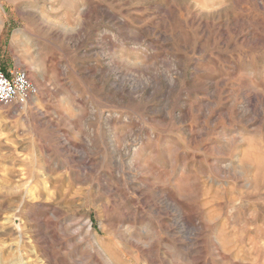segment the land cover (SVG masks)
Returning <instances> with one entry per match:
<instances>
[{"label":"rangeland","instance_id":"374dc122","mask_svg":"<svg viewBox=\"0 0 264 264\" xmlns=\"http://www.w3.org/2000/svg\"><path fill=\"white\" fill-rule=\"evenodd\" d=\"M0 264H264V0H0Z\"/></svg>","mask_w":264,"mask_h":264},{"label":"built area","instance_id":"2783aa9c","mask_svg":"<svg viewBox=\"0 0 264 264\" xmlns=\"http://www.w3.org/2000/svg\"><path fill=\"white\" fill-rule=\"evenodd\" d=\"M37 93L25 70L19 68L4 72L0 68V105L23 106Z\"/></svg>","mask_w":264,"mask_h":264},{"label":"crops","instance_id":"0c3cea01","mask_svg":"<svg viewBox=\"0 0 264 264\" xmlns=\"http://www.w3.org/2000/svg\"><path fill=\"white\" fill-rule=\"evenodd\" d=\"M4 72H7V71H4ZM35 96V95H34Z\"/></svg>","mask_w":264,"mask_h":264}]
</instances>
